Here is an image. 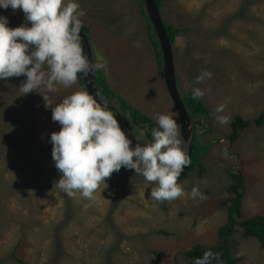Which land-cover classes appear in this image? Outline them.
Masks as SVG:
<instances>
[{
	"label": "rangeland",
	"instance_id": "rangeland-1",
	"mask_svg": "<svg viewBox=\"0 0 264 264\" xmlns=\"http://www.w3.org/2000/svg\"><path fill=\"white\" fill-rule=\"evenodd\" d=\"M78 2L94 61L104 64L100 71L109 88L154 121L159 113L176 119L163 68L142 22V0ZM163 2L161 14L183 30L172 45L178 88L182 94L202 89L197 99L208 110L207 120L192 121L209 144L203 176L198 168L189 169L178 178L185 194L157 202L148 196L154 185L121 167L99 186L95 201L79 193L69 197L55 186L60 173L50 134L60 125L52 121L51 107L84 86L77 79L69 88L57 85L53 93L42 87L41 93L22 95L25 77L6 78L0 81V264H188L187 250L218 241L228 220L224 200L234 172L245 179L242 219L264 215V124L252 123L232 145L226 141L234 115L252 121L261 114L252 111L264 109V0ZM0 15L8 17L10 27L25 23L19 9L0 8ZM197 76H203L199 83ZM42 95L49 97L50 107ZM112 103L118 107L116 100ZM217 116L227 117V123ZM123 117L136 135L150 139L127 113ZM177 125L180 132L178 119ZM193 187L203 199L191 198ZM239 225L228 238L231 249L238 242L242 259L236 264H264L260 241L244 237ZM117 230L124 233L120 243L114 240Z\"/></svg>",
	"mask_w": 264,
	"mask_h": 264
},
{
	"label": "clouds",
	"instance_id": "clouds-1",
	"mask_svg": "<svg viewBox=\"0 0 264 264\" xmlns=\"http://www.w3.org/2000/svg\"><path fill=\"white\" fill-rule=\"evenodd\" d=\"M9 7L13 12L21 10L25 23L10 27L8 17L0 15V81L24 76L19 86L22 95L42 87L53 93L57 85H75L78 74L104 68L102 62L90 60L81 47L85 11L78 0H0V8ZM202 78L197 76L196 82ZM203 94L199 87L192 89L193 98ZM42 97L44 106L50 107L49 97ZM115 111L98 91L90 94L83 89L72 91L51 107V119L60 125L59 131L50 134L52 160L60 173L55 186L69 197L79 193L95 201L99 186L124 167L154 185L148 192L153 201L182 197L185 193L178 177L191 160L188 140L181 138L178 129V116L157 114L150 139L144 140L143 134L122 127ZM216 119L227 123L225 116ZM190 196L203 199L196 187ZM213 259L219 262V254L205 250L194 264H210Z\"/></svg>",
	"mask_w": 264,
	"mask_h": 264
},
{
	"label": "trees",
	"instance_id": "trees-1",
	"mask_svg": "<svg viewBox=\"0 0 264 264\" xmlns=\"http://www.w3.org/2000/svg\"><path fill=\"white\" fill-rule=\"evenodd\" d=\"M155 1L159 9H162L164 6L163 0H155ZM141 8L143 9L142 13L145 16V20L147 21L145 30L147 31L148 37L152 40V44L158 64L162 67L163 65L162 50L160 47L157 33L154 31L153 25L146 12L144 0H142ZM11 11L13 12L12 9ZM162 18L166 31L169 35L170 42L172 45H175L177 36L179 35L182 29L174 26L172 23H168L167 22L168 19L165 18L163 15ZM81 30L88 36L87 27L82 26ZM94 75L100 95L105 100H107L110 105L114 106L121 113L122 116H124V113H127L129 115V119L133 123L141 125L142 131H144L145 134L150 138L151 129L156 126L155 121L149 115L137 110L130 103L126 102L119 95L115 94L109 88L108 84L106 83V79L104 78L103 73L100 70L94 72ZM78 79L80 83L84 86L85 90H87L84 84L83 73L78 74ZM181 96L184 100L187 109H189L192 118L199 117L197 120L198 123L199 122L202 123L203 120L201 121V119L203 118H205V120L208 119L209 116L208 110L206 109V107L204 106V104L200 99L193 98L191 92L190 93L188 92L186 94L183 93L181 94ZM113 100H116L118 102V107L117 105H114L112 103ZM114 115H116L117 119L121 121L118 114L114 112ZM234 117H235L234 120L230 124L231 133L228 135L226 139L229 145L235 143L242 134V131L248 129L252 123H254L257 126H261L264 124V110L256 119L252 121L244 118L243 115L241 114L234 115ZM121 124L123 127L122 121ZM196 127H197L196 125L193 127L195 136L193 141V151H192L190 170L198 168L199 176H203L205 170L202 167V161L208 155L209 144L207 143V140L206 142L202 140L204 137H202V135L197 133ZM130 128L131 131H133V133L136 135L135 131L132 129L131 126ZM190 170H188L186 174L181 175L178 178L182 179L188 174ZM233 178H234V182H232V184L229 187V196L224 200V206L226 207V210L228 212V220L218 231V241L213 247L210 248H205V247L203 248L200 245H195L191 250H187L186 252L187 256L190 258L188 264H194L195 259L201 257L205 250H210L213 253L219 254V262L213 259L210 261V264H220V263L236 264L237 261L241 260L242 255L236 253L238 242H235V247L233 249H231L230 246L228 245L229 244L228 238L233 233L234 228L235 227L237 228L236 226L237 224H240L239 227L242 229V234L244 237L257 238L260 241L262 247L264 248V216L257 215L246 219H242L241 200L245 191V187H244L245 179L243 178L242 174L238 172L233 173ZM160 233L163 232L161 231ZM123 237H124V233L117 230V235L114 237V240L117 243H120ZM115 246L119 248V246L117 245ZM61 255L62 254L59 253V256Z\"/></svg>",
	"mask_w": 264,
	"mask_h": 264
},
{
	"label": "water",
	"instance_id": "water-1",
	"mask_svg": "<svg viewBox=\"0 0 264 264\" xmlns=\"http://www.w3.org/2000/svg\"><path fill=\"white\" fill-rule=\"evenodd\" d=\"M144 5L146 8V12L148 14V17L153 25L154 31L157 33L158 40L160 43V47L162 50V57H163V76L166 84V88L169 92L171 101L173 103V106L175 108V111L178 116L179 120V126H180V135L181 138H186L188 140V149H189V156L190 160L192 159V151H193V141H194V129L192 121H194V118L191 117L189 110L187 109L184 100L181 96L180 90L178 88L177 83V74H176V68H175V61H174V52H173V46L170 42L169 35L166 31V28L163 23V18L161 11L156 3L155 0H144ZM81 35V47L84 48L85 52L88 54L89 59L94 62V56H93V49L92 45L90 43V40L88 36L80 30ZM84 84L89 91V93L96 92L98 90L95 75L89 74L84 75ZM111 108L116 109L114 106L110 105ZM115 113H117L120 117V119L123 121V127L125 129H130L128 123L124 119V117L121 115V113L116 109ZM133 144H135V138L133 137ZM191 168V163L185 167L180 176L186 174V172Z\"/></svg>",
	"mask_w": 264,
	"mask_h": 264
},
{
	"label": "crops",
	"instance_id": "crops-1",
	"mask_svg": "<svg viewBox=\"0 0 264 264\" xmlns=\"http://www.w3.org/2000/svg\"><path fill=\"white\" fill-rule=\"evenodd\" d=\"M142 22H143L144 28H146L147 23H146V20L144 18H142ZM174 61H175V68H176L177 67V64H178V59L174 58ZM263 110L264 109L262 108V110H260V111L258 110V111H252V112H255V115L254 116H256L257 113L262 112ZM254 116H252V117H254ZM243 117L244 118H250L251 116H244L243 115ZM242 211L244 212V210H242Z\"/></svg>",
	"mask_w": 264,
	"mask_h": 264
},
{
	"label": "flooded vegetation",
	"instance_id": "flooded-vegetation-1",
	"mask_svg": "<svg viewBox=\"0 0 264 264\" xmlns=\"http://www.w3.org/2000/svg\"><path fill=\"white\" fill-rule=\"evenodd\" d=\"M193 123H194V121H193Z\"/></svg>",
	"mask_w": 264,
	"mask_h": 264
}]
</instances>
